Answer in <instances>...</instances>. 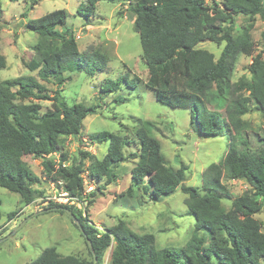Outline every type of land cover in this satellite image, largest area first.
<instances>
[{
    "label": "trees",
    "instance_id": "16d2710c",
    "mask_svg": "<svg viewBox=\"0 0 264 264\" xmlns=\"http://www.w3.org/2000/svg\"><path fill=\"white\" fill-rule=\"evenodd\" d=\"M98 1L85 0L78 5L77 13L89 17ZM122 1L129 4L128 8L134 14L133 28L139 35L141 54L148 71L145 84L154 91L155 99L173 108L188 109L190 122L203 137L220 135L223 125L218 114L208 112L201 102H215L224 92V82L237 56L251 55V24L237 36L230 33V25L235 15H258L264 19V0H220L212 4L205 0ZM36 2L33 0L32 4ZM21 15L26 18V13ZM67 16V11L59 8L36 18H26L24 24L36 34L34 48L38 55L36 60L27 63L28 69L39 68L38 75L45 81L57 78L58 86L70 79L69 75L63 76L65 72L83 71L93 75L103 70L106 63L105 55L100 53L94 52L91 59L80 53L72 31L57 28L65 25ZM205 40L218 45L223 43L217 59L208 50L196 47ZM4 66L0 52V69ZM246 68L250 76H241L229 88L231 99L225 112L226 121L236 134L245 129L241 117L250 111V103L254 104L255 110L264 113V58L254 57ZM123 80L127 85L135 86L139 78ZM119 84L120 79L110 81L101 87L102 92L118 90ZM17 98L50 97L44 86L31 75L0 80V186L18 193L25 204L31 203L35 199L32 185L39 182V177L30 171L22 157L40 158L51 180L61 183L68 196L76 200L73 204L49 201L46 208L69 210L79 221L86 244L87 240L91 243V249L87 244L90 259L60 255L54 246H49L26 264H102L104 252L111 242L110 264H213V258L216 264L264 263V232L253 217L264 207V139L258 150H250L243 139L242 148L232 142L220 159L216 170L230 178H242L250 186L249 191L232 198L230 207L225 209L221 195L227 196L228 192L210 169L202 173L204 193H200L198 188L183 183L185 165L172 168L166 164L160 142L150 134L153 126L150 120L137 118L138 124L133 128L139 145L137 152L125 155L126 139L109 131H100L90 137L96 142L108 143L102 158L79 151L78 161L63 166L67 159L61 151L63 137L78 135L83 120L94 109L82 103L68 105L59 90L54 91L51 106L44 111L36 102L18 103ZM55 153H59L57 163L51 158ZM86 158H89L86 167L89 180L98 182L105 177L107 183L116 179L114 169L120 162L136 159L126 189L129 195L140 190L151 200H156L179 188L185 194L186 212L194 218L190 238L179 247L156 248L152 233H136L123 220L99 232L86 218L87 210L77 207L79 202L95 194L84 189L82 173ZM14 216L15 211H11L7 218Z\"/></svg>",
    "mask_w": 264,
    "mask_h": 264
},
{
    "label": "rangeland",
    "instance_id": "374dc122",
    "mask_svg": "<svg viewBox=\"0 0 264 264\" xmlns=\"http://www.w3.org/2000/svg\"><path fill=\"white\" fill-rule=\"evenodd\" d=\"M32 1L0 0V52L5 60V66L0 69V80L31 75L44 86L45 93L50 98L55 90H59L68 105L82 103L94 109L83 120L78 135L63 137L61 151L67 158L65 165L78 161L79 151H87L96 158H102L108 143H99L90 137L100 131H109L126 139L128 143L123 147L125 155L137 152L139 145L133 128L138 124L139 118L153 123L150 134L160 142L166 164L172 168H178L180 164L187 167L183 181L185 185L196 187L200 193H204L201 189L202 173L210 169L228 192L227 196L221 195L225 209L230 207L232 198L249 191L250 186L246 180L230 178L216 169L230 143L242 148L243 139L250 150H258L264 139V113L255 110L253 103L249 104L250 111L241 117L245 121V129L240 134L234 133L225 117L232 84L241 76L249 78L246 67L254 57L264 58V19L258 15L234 16L230 33L237 36L251 24L253 50L249 56H237L227 81L224 82V92L218 99L215 102H201L208 112L218 114L223 125L220 135L206 138L190 122L188 109L173 108L158 102L154 91L146 86L148 71L142 58L139 35L133 28L134 14L127 2L99 0L90 16L85 17L77 13L78 5L85 0H37L34 4ZM205 1L212 4L213 1L218 3L220 0ZM59 8H64L68 16L65 25L57 28L72 31L80 53L90 56V59L94 52L100 53L105 55L106 63L103 70L96 71L93 75L83 71L65 72L63 76L69 75L70 79L58 86L57 78L51 77L45 81L38 75L39 68L32 71L28 69L27 63L36 60L38 55L34 48L36 34L26 29L24 24L26 18H36ZM22 13H26V18ZM196 47L208 50L217 59L223 43L218 45L205 40ZM133 77L139 78L135 86L127 85L123 80ZM118 79V90L102 92L101 87ZM242 93L247 95V92ZM50 98H17L15 101L36 102L41 105V111H44L51 106ZM51 158L57 163L59 153L52 154ZM88 159H84L85 170L82 173L84 189L87 193L93 191L95 194L92 198L79 202L77 207L87 210L86 218L99 232L123 220L136 233H152L156 248L179 247L190 238L194 218L187 214L183 203L185 194L179 188L156 200H151L140 190L129 195L126 189L130 169L136 159L129 158L120 162L114 169L116 179L111 183H107L105 177L98 182L89 180L86 168L89 165ZM22 160L39 177V182L32 185L35 199L29 204H25L18 193L0 186V264H26L49 246H54L60 255L90 259L85 238L71 217L64 209L46 208L49 201L68 203L62 184L51 180L44 171L40 158L25 155ZM89 185L93 189L87 191ZM70 203H76V200ZM11 211H15V216L8 219L7 215ZM253 217L259 221L261 231L264 232V207L253 214ZM112 245L113 242L105 250L102 264H110ZM212 263L216 264L214 258Z\"/></svg>",
    "mask_w": 264,
    "mask_h": 264
},
{
    "label": "water",
    "instance_id": "95a60500",
    "mask_svg": "<svg viewBox=\"0 0 264 264\" xmlns=\"http://www.w3.org/2000/svg\"><path fill=\"white\" fill-rule=\"evenodd\" d=\"M65 211H66L67 214L70 215V217L72 218V220L74 221V223H76L78 225L80 231L82 232L81 225H80L79 221L76 219V217L74 215L70 214V211L69 210L65 209ZM87 244H88L89 248L91 249V243H90L89 240H87ZM94 261H95V259H94Z\"/></svg>",
    "mask_w": 264,
    "mask_h": 264
},
{
    "label": "built area",
    "instance_id": "2783aa9c",
    "mask_svg": "<svg viewBox=\"0 0 264 264\" xmlns=\"http://www.w3.org/2000/svg\"><path fill=\"white\" fill-rule=\"evenodd\" d=\"M62 165L64 166L65 165V163H62ZM93 189V186L92 185H89L88 186V190L87 191H90V190H92ZM65 192V191H64ZM64 194V193H63ZM65 195L67 196V198H68V203L67 204H73V203H70V201H72V202H74V197H70V196H68V194H67V192H65ZM69 199H70V201H69ZM66 202V201H65ZM58 203H60V202H58ZM66 204V203H65Z\"/></svg>",
    "mask_w": 264,
    "mask_h": 264
}]
</instances>
